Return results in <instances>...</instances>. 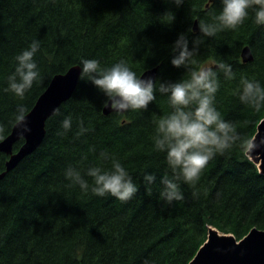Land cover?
<instances>
[{
	"label": "trees",
	"instance_id": "trees-1",
	"mask_svg": "<svg viewBox=\"0 0 264 264\" xmlns=\"http://www.w3.org/2000/svg\"><path fill=\"white\" fill-rule=\"evenodd\" d=\"M72 65V95L0 179V264H187L209 227L264 229L246 155L264 115V0H0V141ZM127 92L124 113L103 112Z\"/></svg>",
	"mask_w": 264,
	"mask_h": 264
},
{
	"label": "water",
	"instance_id": "water-1",
	"mask_svg": "<svg viewBox=\"0 0 264 264\" xmlns=\"http://www.w3.org/2000/svg\"><path fill=\"white\" fill-rule=\"evenodd\" d=\"M196 22L193 24L194 31L197 30ZM240 55L244 63L253 58L248 46L242 48ZM208 69L209 67H206L204 72ZM80 71L79 65H72L65 72L55 74L32 108L13 125L10 133L0 141V151L9 155L5 170L0 173V179L40 145L45 134V121L54 114L61 103L72 95ZM156 72L157 67L145 70L133 82L132 87L141 89L150 87L154 83ZM129 98V92L113 96L105 105L104 113L124 112ZM21 138L23 143L15 153H12L13 144ZM246 154L258 166L260 173L264 174V115ZM188 264H264V229L252 228L237 240L231 234L219 233L216 229L209 228L207 242L199 247Z\"/></svg>",
	"mask_w": 264,
	"mask_h": 264
},
{
	"label": "bare ground",
	"instance_id": "bare-ground-1",
	"mask_svg": "<svg viewBox=\"0 0 264 264\" xmlns=\"http://www.w3.org/2000/svg\"><path fill=\"white\" fill-rule=\"evenodd\" d=\"M57 74H58V73H57ZM51 79H52V78H51ZM116 95H117V94H116ZM114 96H115V95H114ZM111 98H112V97H111ZM108 101H109V100H108ZM107 103H108V102H107ZM107 103H106V104H107ZM104 107H105V106H104ZM103 109H104V108H103ZM125 110H126V109H125ZM103 112H104V111H103ZM111 112H117V111H111ZM124 112H125V111H124ZM124 112H118V113H124ZM16 122H17V121H16ZM16 122H15V123H16ZM15 123H14V124H15ZM12 127H13V126H12ZM2 140H3V139H2ZM209 228H210V227H209ZM208 230H209V229H208ZM207 234H208V232H207ZM205 242H207V236H206V239L204 240L203 243H205ZM203 243H202V244H203ZM202 244L200 245V247L202 246ZM198 249H199V248H198ZM197 251H198V250H197ZM197 251H196V252H197ZM195 254H196V253H195ZM194 256H195V255H194ZM194 256H193V257H194ZM193 257H192V258H193ZM187 264H188V263H187Z\"/></svg>",
	"mask_w": 264,
	"mask_h": 264
},
{
	"label": "rangeland",
	"instance_id": "rangeland-1",
	"mask_svg": "<svg viewBox=\"0 0 264 264\" xmlns=\"http://www.w3.org/2000/svg\"><path fill=\"white\" fill-rule=\"evenodd\" d=\"M11 193V190L7 189V194L9 195ZM28 251V250H27Z\"/></svg>",
	"mask_w": 264,
	"mask_h": 264
}]
</instances>
